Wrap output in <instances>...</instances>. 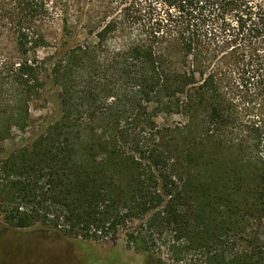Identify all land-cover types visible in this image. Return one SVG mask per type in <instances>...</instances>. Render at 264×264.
<instances>
[{
    "label": "trees",
    "instance_id": "16d2710c",
    "mask_svg": "<svg viewBox=\"0 0 264 264\" xmlns=\"http://www.w3.org/2000/svg\"><path fill=\"white\" fill-rule=\"evenodd\" d=\"M0 30L18 57L0 63V145L35 126L39 49L85 35L82 85L0 147L7 226L95 241L138 222L129 240L165 237L172 264H264V0H0ZM72 65H54L56 84Z\"/></svg>",
    "mask_w": 264,
    "mask_h": 264
},
{
    "label": "rangeland",
    "instance_id": "374dc122",
    "mask_svg": "<svg viewBox=\"0 0 264 264\" xmlns=\"http://www.w3.org/2000/svg\"><path fill=\"white\" fill-rule=\"evenodd\" d=\"M79 9L71 7L69 10L81 11L82 14L90 11L86 5H80ZM54 29L59 32L61 25L57 23ZM84 38V32L80 35V41L75 42L63 40L58 36L50 47L39 49L37 59L39 67L43 70L44 84L39 94L34 96L28 105L29 112L36 121L35 126L28 128L25 132L12 129L13 136L0 145L4 151H11L26 143L35 135L37 130L35 127H39V131L47 122L56 118V104L59 102V96L65 94V88L82 85L79 75H76L77 63H79L76 61L80 58L75 57L73 51L76 54V47L83 43ZM11 48V40L5 32L2 33L0 30V63H6L8 67L18 58ZM61 60L73 61L70 71L72 73L62 78V84H56L52 76L53 68ZM4 72L2 71L1 75L3 81L9 73ZM5 83L6 81L1 85L4 86ZM250 114V111H244L243 117L246 121L252 119ZM154 122L158 127L173 129L174 127L184 128L187 120L178 115H160L154 119ZM41 124L43 125L40 126ZM137 225L138 222H132L120 227L115 236L108 239L80 241L48 233L42 235L34 232L33 229L10 228L0 214V264H158L156 259L146 257L150 254L155 257L162 255V264H172L164 247L165 237L158 238L156 246H152L149 250L146 246V248H140L129 240V235ZM227 249L230 252L233 248L229 246Z\"/></svg>",
    "mask_w": 264,
    "mask_h": 264
}]
</instances>
